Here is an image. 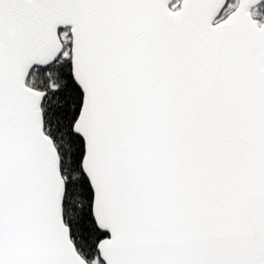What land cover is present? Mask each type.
Wrapping results in <instances>:
<instances>
[{
    "label": "snow or ice",
    "instance_id": "1",
    "mask_svg": "<svg viewBox=\"0 0 264 264\" xmlns=\"http://www.w3.org/2000/svg\"><path fill=\"white\" fill-rule=\"evenodd\" d=\"M0 264H264V0H0Z\"/></svg>",
    "mask_w": 264,
    "mask_h": 264
}]
</instances>
